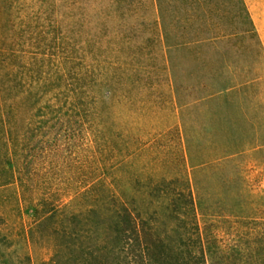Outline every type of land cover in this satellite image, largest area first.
<instances>
[{"label": "trees", "instance_id": "obj_1", "mask_svg": "<svg viewBox=\"0 0 264 264\" xmlns=\"http://www.w3.org/2000/svg\"><path fill=\"white\" fill-rule=\"evenodd\" d=\"M30 9L25 49L0 23V264L223 259L192 174L221 173L226 196L238 158L264 170V47L244 0ZM235 194L245 236L264 237V194Z\"/></svg>", "mask_w": 264, "mask_h": 264}, {"label": "rangeland", "instance_id": "obj_2", "mask_svg": "<svg viewBox=\"0 0 264 264\" xmlns=\"http://www.w3.org/2000/svg\"><path fill=\"white\" fill-rule=\"evenodd\" d=\"M30 1L6 0L1 6L5 9L0 14V23L14 38L13 44L24 49L28 46ZM254 71H260L263 76L260 91L264 102V65ZM236 165L240 167L239 171L236 170ZM226 168L229 173H233L231 165ZM233 168L236 171V184L227 187L229 193L226 196L223 193L226 187L218 178L221 173L216 176L210 169H204L195 170L192 174L195 194L204 192L203 197L201 196L204 211L198 213L200 223L205 226L208 233H217L220 239L223 259H219L220 256H217L215 252L210 259V264H264V237L245 236V231L253 227L254 220L250 218L251 213L244 205L236 204L235 194L236 187L242 185L263 195L264 170L250 156L238 158ZM261 209L263 212L259 214L260 218L257 220L264 225V206ZM13 239L20 240L22 237H13ZM258 240L259 243H257Z\"/></svg>", "mask_w": 264, "mask_h": 264}, {"label": "crops", "instance_id": "obj_3", "mask_svg": "<svg viewBox=\"0 0 264 264\" xmlns=\"http://www.w3.org/2000/svg\"><path fill=\"white\" fill-rule=\"evenodd\" d=\"M264 47V0H244Z\"/></svg>", "mask_w": 264, "mask_h": 264}]
</instances>
